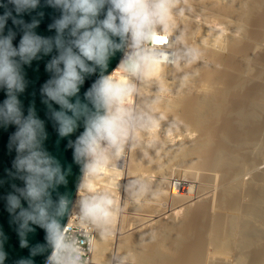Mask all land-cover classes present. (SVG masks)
I'll return each mask as SVG.
<instances>
[{"label":"clouds","instance_id":"clouds-1","mask_svg":"<svg viewBox=\"0 0 264 264\" xmlns=\"http://www.w3.org/2000/svg\"><path fill=\"white\" fill-rule=\"evenodd\" d=\"M9 3L21 14L35 10L40 0ZM47 5L60 11L49 25L55 30L54 37L37 35L36 20L24 24L15 18L13 23L24 25L19 44L13 45L15 34L11 31L0 35V88L6 90L0 104V124L16 126L10 145L16 151L13 167L23 181V187L13 186L14 192L7 195V209L18 222L22 247L27 246L25 237L35 230L33 225L44 230L46 244L37 245L32 255L51 249L45 264H83L81 242L69 237L67 225L61 220L75 213L79 226L92 230L100 239L113 235L121 208L110 191L96 190L93 182L105 169L121 167L127 152L154 148L155 139L150 133L160 124L154 105L164 89L158 87L152 98H142V89L155 82L157 69L193 63L201 53L182 44L178 34L172 35L173 18L184 11L177 7V0H47ZM10 16L11 12L0 15V33ZM161 36L171 37V43L154 44V39ZM54 49L57 54L46 65L52 75L43 84L41 94L59 137L71 136L83 124V131L68 142L82 173L75 202L67 195L53 200L52 192L67 183L66 171L43 147L47 139L44 121L33 108L24 115L18 98L27 83L22 65ZM117 52L122 58L117 68L107 73L109 61ZM98 70L99 76L84 93L86 102H82L80 88ZM117 187L120 191L123 188L124 196L132 203L158 194L142 177L129 178ZM4 260L5 253L0 250V264ZM19 264L32 261L22 260ZM109 264H129V256L113 254Z\"/></svg>","mask_w":264,"mask_h":264},{"label":"bare ground","instance_id":"bare-ground-1","mask_svg":"<svg viewBox=\"0 0 264 264\" xmlns=\"http://www.w3.org/2000/svg\"><path fill=\"white\" fill-rule=\"evenodd\" d=\"M263 5H264V0H177V7L183 8L184 11L183 14L180 15L179 19L177 20L174 19L175 31L172 33V35L174 36V34L175 35L179 34L181 36L180 42L182 44L198 49L201 55L199 59L193 63L179 65L175 68L165 66L161 69H157L154 72L155 82L158 83L157 80H159L160 81L159 85L162 84L164 85V82H166L164 81V79L166 80L167 77L170 78L172 77V79L175 81V82L173 81L174 85H180L178 87L180 88L182 87L181 89H184L182 90L183 92H179V96L176 95L177 97H175V99L174 98L169 99L170 101L168 100L167 102H165L166 100L163 99L160 100L159 98L161 102L160 101L158 102L157 106L154 108V112L160 118L159 125H163L165 127L167 126V128L168 127L177 128V131L178 129L179 131H183V130L187 131L191 129V131L195 130V133L196 131L197 132L201 131L200 132L201 135L199 136L200 138L194 140L193 142L190 141L191 139L189 140V142H184V143L180 142L179 146L170 145L171 147H169V144L168 146L166 143L164 144L165 139H162L160 141V144L158 143L159 145L157 144V146L153 150L150 149L151 151H142L139 148L131 150L130 163L128 164V168H127L128 170L127 176L129 178L130 177L134 178L135 176H137L136 174L135 176H133V172L135 171L138 174V176L140 177L142 176V178H144L145 177L143 175L144 172L146 173L148 171H151L152 173V170H155L154 173H157L156 176L158 175L159 176L156 179L153 178L155 180H149V178L147 180L150 181V183L153 185V188L158 194L148 198H150L152 201L154 199L156 203L157 202L158 203L156 204L157 206L155 209L152 206L154 210L150 211V214L145 213L144 215L142 214V216H140L139 218L137 217L139 219L138 224L135 225V223H133L134 227L133 224H131L132 227H130L129 229L128 227H126V229L128 230L127 231L125 230L124 232H127L128 234H124V232H122V234H124L125 236L124 235L121 236L120 235L121 233L119 234L121 238L119 236L120 239L118 238L119 241L116 246L117 250L115 254L126 253L129 256L130 260L146 261V262H154V263H162V264H174L177 262L172 257L173 254L177 253L175 251H180L181 247L184 246V248H186L187 245L186 250L188 251V253L191 254L195 253L194 256L193 257L191 256V259L188 257L187 258L183 257L178 260L177 264H199V262H201L200 253H204L202 242L205 243V241H203L201 238L203 233L206 232V235L208 234L207 243L211 244L210 242H213L215 243V247H218L220 245L218 248L221 249V252H222L221 246H223V249L226 248V251L227 250L231 251L232 248L227 249L226 245L229 244V246H231L233 245V242L234 244L237 243L235 242L237 236L233 237L234 234L237 235V233H240L238 234L240 236L243 233V235L241 236L245 238L246 236L244 234L249 233V237H250L251 236L250 234L252 232H254L255 234V231L257 230V228L255 227L261 226V225L257 226L256 223L258 222L255 223V220L253 222L254 224H256V226L252 224L253 222L250 221V218L251 219L260 218L256 221L262 220L261 222L263 224L264 169H262V171L259 172L254 179L252 178L251 182H249L248 184L244 183L245 184L244 187L247 184L245 189H241L243 188V181H241L242 174L247 172V168H249L248 166L251 164L249 153L247 154L245 150H248V148H252L250 146L257 143V141L260 140L263 142L262 147L264 148V135L263 137H261L262 135L261 120L264 117L263 115L264 114V15L263 14H262L263 16H261L256 22L257 27H255L254 30L255 32L252 31V29L250 28L252 33H250L251 35H249L250 37L248 40L249 42L246 40L247 43L249 44L245 42V44L248 45V51H247L248 55L245 56V60L243 62H239L240 65L234 64V63H238V62H234V60L238 59L239 55L235 56L234 53L236 51L234 52V48H233L235 45H237L238 38L240 40L244 38L246 39V33L250 32V31L248 32L246 31L249 26L248 25L246 28V23H250L249 21H251L252 17L256 15V13L260 10V8ZM195 9H198L196 11H199V9L200 11L203 10L204 12H206L205 14H207L208 17L211 16L214 17L215 19L217 18L219 20H223L226 25L228 24L229 26L232 25L231 28L234 27L232 28L233 31H235L234 29H236L237 31L236 33L240 32V35L244 34L245 37L240 38L239 35V37L236 38L235 32H233L234 34L232 35L231 34L232 32L230 31L231 33L229 34L230 36L231 35L232 36L231 37L227 36L229 38L228 39L226 38L227 39L226 40L224 39L225 31H223L224 33H221L222 32L221 30H220L221 32H219V29L217 31V29L216 28H215L216 30L213 29L211 25L208 24L203 25L204 23L203 22L202 29L200 30V32L202 33L203 42L199 41V43H194V44L190 43L191 40L188 39L191 36H192L191 38H193V35H195V33H197V31L200 29L197 26H195L196 24L194 23L193 18H191V13ZM228 29L229 28H227V30ZM156 41H161V44L165 43L166 41H168V43H171V37L161 36L159 37V39H156ZM217 44L219 48L216 50L215 46H217ZM239 45L240 42L238 43V46ZM227 51L234 52L233 55L236 58L234 56L233 57L235 59L231 58L232 53L229 52L231 53L230 56L229 54H227ZM219 53L221 55H219ZM225 54H227V57L230 56L231 60L230 59L227 60L226 56H224ZM238 54H240V52ZM225 62H227L229 65L228 67L227 65H224L227 67V70L225 71V68L223 69L221 68L222 70H219L218 69L219 65H223ZM230 62L232 64H230ZM117 66L115 67V69L117 68ZM223 70L225 72H223ZM228 71H230L231 74ZM223 73L225 75H223ZM226 73L229 74L228 75L229 77L230 75H233L231 76L232 78L231 77L224 78V76L226 77ZM196 81H198L199 83ZM193 82L198 83L199 87L202 88V90L200 89L201 90L200 92H197L198 93L197 95H191L192 93L191 94L188 93V91L193 92L191 88L196 85V83L195 85H193ZM220 84H222L221 86L222 88L219 86ZM180 88H178L177 90L181 91ZM189 89H191L192 91H190ZM162 101L165 103H163ZM173 130L175 131L176 129ZM190 134L191 133L189 132V135ZM150 135L153 137L151 133ZM258 145L260 144L258 143ZM244 148L246 149L244 150ZM252 150H254V148ZM261 157H259V159ZM180 165H186L185 167H189L192 169L194 168L206 169L207 172L209 173L206 172L205 175L203 172L202 174L205 175V177L204 176L203 177L207 181L209 179L212 180L214 178L217 179L218 176L214 173L220 172L219 176H221V178L219 177V179L217 180L219 181L218 182L219 186L217 185L219 191V193L217 194L218 196H216L217 200H215L216 197H214L215 199L213 200L207 199L208 201H206L207 204H209L208 205L209 208L207 207L208 209L210 208L212 209V206L210 205L213 204H211L210 202L216 201L214 203H217L216 205L219 206V208H217L218 212H221L218 217L216 215L217 220L215 218L214 221L215 226H213L215 228L214 229L212 228L214 230L213 233L211 229L210 230L208 229L210 233H207V231L204 232L203 220H205V216L202 215L201 213H198L200 215L195 214L194 218L192 217L193 221L190 220L192 222L189 223L188 225H187L188 222H185L186 224L185 223L181 224L182 223L181 222L180 223L181 225L178 224L176 225V223L170 221L168 222H164L163 220L159 221L162 217L161 216L160 219L157 220L159 224L157 223V226L155 225L156 227L152 226L147 230H145V227H143L146 226L148 223H152L153 221H155V218L159 217L158 213L161 212L160 208L164 209L166 207L164 205H166L167 202L161 203V201L164 198L163 196L166 195L165 194L166 192L168 195L169 202L170 201L173 202L174 199L176 200L177 198L180 199L186 198L183 194H181L183 191L185 192V194L188 192L191 193L192 195L193 187L187 185L188 183H185L186 180L182 179V178L185 179L186 176H188V175L184 176L185 171L182 172L183 171L182 170L181 173H179L180 176L177 174L179 176L178 178L173 177L174 174L173 168L175 166H180ZM147 166L148 167L150 166L152 170H150L149 167V170L147 171L148 169ZM251 166L252 165H250V169H252ZM255 167L256 165L254 166V168ZM122 169L124 170L123 167ZM122 169L121 168L105 169L102 176L99 177L98 179L103 184L108 185L113 189H118L117 186L121 184L119 182L120 178L122 175H124L123 174L124 171ZM144 169H146V171H144ZM204 169L201 170L204 171ZM140 171L142 172V174L140 173ZM93 186H95V184H93ZM164 188L167 190L164 191L163 190ZM206 189L208 190V188ZM242 190L246 191L247 194L249 195H247L246 192H244L245 194L243 193L244 196L243 194H240V192L242 193ZM211 192L208 191L209 194ZM208 193H205L204 195ZM245 195L250 199V200L248 199L249 201L246 200L247 197L245 199ZM145 205L147 207V203ZM171 205L172 207H170L171 209L169 211H172V213L174 212V210L179 209L177 208L178 205L176 206L174 202ZM173 205H175L176 207L175 206L173 207ZM181 206L183 205H180L178 207ZM220 208L222 209L221 211H219ZM158 209H160V211ZM153 213H155L156 215H153ZM235 214L236 215L239 214V216L238 217L233 216ZM240 214H242L243 216ZM244 216L245 219L248 217L246 220L248 219L249 220L248 221L243 220ZM187 220H189V218H187ZM260 229L262 230V227H260ZM260 229L258 228V231ZM261 230L260 232L264 231ZM258 231L256 232L257 235H258ZM260 234H263V232ZM260 234L258 235V237L261 236ZM204 235L205 234H203V236ZM239 236H238V240L240 241L241 238L239 239ZM251 237L248 238L249 239L248 241L252 239ZM255 238H253V241H256L254 240ZM203 239L205 238L203 237ZM242 241L243 239L240 241L241 244ZM244 241L248 242L246 239H244ZM244 241L243 243H246ZM251 243H253L252 240ZM112 244H111V236L107 239H100L98 236H96L93 256H92V264H103V263L108 264L109 258L112 256V253L114 252L112 248ZM241 244L240 245L238 244V246L241 247ZM224 246L226 247L224 248ZM233 246L235 249L237 244ZM246 246L249 247V244H247ZM245 248L246 247L244 245L243 249L242 248L241 249L245 251L247 250ZM260 248H262L261 249L262 251L260 252H262L263 254L261 253L260 256L259 254H257V256H259V258H262L261 256H263L264 258V247H260ZM181 251L180 254L183 253ZM250 251L247 252L250 253ZM184 255L186 256V254ZM179 256L181 257V255ZM243 260L240 259L239 262L242 264L245 261ZM262 264H264V261L262 262Z\"/></svg>","mask_w":264,"mask_h":264},{"label":"rangeland","instance_id":"rangeland-1","mask_svg":"<svg viewBox=\"0 0 264 264\" xmlns=\"http://www.w3.org/2000/svg\"><path fill=\"white\" fill-rule=\"evenodd\" d=\"M196 10H198V9H195L192 13H191V18H193V20H194V23L196 24L195 26H197L198 28H200L198 31H197V33H195V35H193V38H189L188 40H191L190 41V43H199V41L200 42H203L202 41V33L200 32V30L202 29V26L203 25H206V24H208V25H211L212 27H213V29H217V31H218V29H219V32H221V33H224L223 31H225V35H226V33H227V35L225 36L224 35V39H228L229 37H231L234 33L233 32H235V37L237 38V37H239V35H240V32H238V33H236L237 31H236V29H234L235 31H233V29L232 28H234V27H232L231 28V26L232 25H230L229 26V24L228 25H226L225 24V22L223 21V20H219V19H215L214 17H208L207 16V14H205L206 12H204L203 10L202 11H200V9H199V11H196ZM259 12V13H258ZM257 13H256V15H254L253 17H252V19H251V21H249L250 23H246V28H247V26H248V28H249V30H248V28H247V32L248 31H250V32H248V33H246V39L244 38V39H242V40H240L239 38H238V43L240 42V45L238 46V43H237V45H235L233 48H234V52L236 51L237 52V54H236V52L234 53V52H232V51H229V52H231V53H229L228 51H227V54H231L232 55V57L231 58H233V59H235L236 57L235 56H238L237 58L238 59H235L234 60V62H238V63H234L233 61V63L234 64H239V62H243L244 60H245V56H247L248 55V45H246L245 44V42L247 43V41L249 40V35H251L250 33H252V31H254L255 30V27H257L256 26V22H257V20L261 17V16H263L264 15V5L260 8V10L258 11ZM263 14V15H262ZM205 16V17H204ZM257 18H256V17ZM178 17V18H177ZM180 18V15H178V16H174V18L173 19H175V20H177V19H179ZM207 18V19H206ZM208 18H210V19H208ZM215 20V21H214ZM218 20V21H217ZM252 20H253V22H252ZM204 22V23H203ZM206 22V23H205ZM181 23H182V21H181ZM202 23H203V25H202ZM253 24V25H252ZM228 26V27H227ZM224 28H225V30H224ZM227 28H229L228 30H227ZM245 28V29H246ZM252 29V31H251V29ZM215 29V30H216ZM221 30V31H220ZM229 31V32H228ZM232 33H231V32ZM199 32V33H198ZM255 32V31H254ZM229 33H231L232 35L230 36V34ZM179 35V34H178ZM236 35H238V36H236ZM242 35H244V34H242ZM242 35H240V38L242 37H245V35L244 36H242ZM174 36H175V34H174ZM180 36V35H179ZM227 36H229V37H227ZM181 37V36H180ZM248 38V39H247ZM226 39V40H227ZM181 40V39H180ZM245 40V41H244ZM247 40V41H246ZM249 42V41H248ZM242 43H243V45H242ZM247 44H249V43H247ZM216 48V50L219 48L218 47V44H217V46H215ZM245 47H247V48H245ZM240 48V49H239ZM228 49H230V48H228ZM227 49V50H228ZM238 49H239V51H238ZM244 50V51H243ZM220 51V50H219ZM240 52V54H238ZM247 52V53H246ZM221 53V52H220ZM219 53V55H221ZM233 53L235 54V56L233 55ZM227 54H225L224 56H226V59L228 60V59H230V56H228L227 57ZM235 58H234V57ZM241 56V57H240ZM244 56V57H243ZM231 60V59H230ZM229 60V61H230ZM238 60V61H237ZM240 60V61H239ZM242 60V61H241ZM229 61H228V63H229ZM259 62V61H258ZM228 63L227 62H225L223 65H219V67H218V69L219 70H222L223 68H225V71L227 70V67L229 66L228 65ZM260 63V62H259ZM230 64H232L231 62H230ZM185 65V64H184ZM224 65H227V67L226 66H224ZM240 65V64H239ZM222 68V69H221ZM224 70H223V72H225ZM221 72V71H220ZM228 72H230V71H228ZM227 72V73H228ZM226 73V77L224 76V78H227V77H229L228 75L229 74H227ZM230 74H231V72H230ZM223 75H225L224 73H223ZM231 76H233V75H230V77ZM229 77V78H230ZM232 78V77H231ZM157 80V79H156ZM158 81V83L157 82H154L153 84H151V85H149V86H147V87H144L143 89H142V92H141V97H145V98H152V97H154V96H156L157 95V88L160 86V87H162L163 89H164V91H162V92H159L158 93V95H159V98H160V100H166L165 102H167L169 99H175V97H177V96H179V92H183L182 90H184V89H181L180 87H178V86H180V85H174V80L172 79V77L170 78V77H167L166 78V80L164 79V81H166V82H164L163 80V82H164V85H165V87H164V85L162 84V83H160V84H162V85H159V80H157ZM161 81V82H162ZM174 81V82H173ZM196 82H198V81H196ZM195 82V83H196ZM157 83V84H156ZM195 83L193 82V85H195ZM199 83V82H198ZM198 83H196V88H195V86H193L191 89L193 90V92H189L188 91V93H192L191 95H197L198 93L197 92H200L201 90H202V88H200L199 87V84ZM176 84V83H175ZM157 85V86H156ZM168 85V86H167ZM174 85V86H173ZM182 86V85H181ZM220 87L222 86V84H220L219 85ZM180 88L181 89V91L179 90H177L178 88ZM197 87H198V90H197ZM185 88V87H184ZM222 88V87H221ZM191 89H189L190 91H192ZM201 89V90H200ZM156 92V93H155ZM156 94V95H155ZM177 95V96H176ZM148 96V97H147ZM162 97V98H161ZM159 100V101H160ZM158 101V102H159ZM170 101V100H169ZM135 102V101H134ZM161 102V101H160ZM163 102V101H162ZM165 102H163V103H165ZM157 104L158 103H156L155 105H154V108L157 106ZM165 110V109H164ZM264 115V114H263ZM264 119V117L262 118V120H261V137H263V135H264V122H262V121H264L263 120ZM262 123H263V125H262ZM163 128V129H162ZM172 127H168L167 128V126L165 127V126H163V125H159V127H157L156 129H153L152 130V132H151V134L153 135V138L154 139H156L155 140V146H154V148L157 146V144L159 143L160 144V141L162 140V139H165L164 141V144L166 143L167 144V146H168V144H169V147H171L170 145H172V146H179L180 145V142L181 143H184V142H189V140L191 141V142H193L194 140H196V139H198V138H200L199 136L201 135V131H199V132H197L196 131V133H195V130H193V131H191V129H189V130H183V131H179V129H178V131H177V128H172ZM169 129H171V130H169ZM173 129H176L175 131L173 130ZM157 130V131H156ZM170 131V132H169ZM154 132V133H153ZM189 132L191 133L190 135H189ZM193 134V135H192ZM157 135V136H156ZM185 135V136H184ZM189 135V136H188ZM178 136V137H177ZM184 136V137H183ZM186 136H188V137H186ZM161 139H160V138ZM164 137V138H163ZM191 137V138H190ZM158 139H160V140H158ZM186 141H185V140ZM158 140V141H157ZM168 140V141H167ZM184 140V141H183ZM261 142V143H260ZM258 143L261 145H258ZM158 144V145H159ZM257 145V146H256ZM263 146V142L260 140V141H257V143H255V144H253V145H251L250 147H252V148H248V150H245L246 148H244V150L246 151V153L248 154L249 153V158L251 159V164L250 165H252L251 166V168L254 170H252V169H250V165L248 166L249 168H247V172H245L244 174H242V177H241V181H243V188H241V189H245L246 188V186H247V184L249 183V182H251L252 181V178L254 179L257 175H258V173L259 172H261L262 171V169H264V148L262 147ZM154 148H152L151 150H153ZM254 148V150H252ZM256 149V150H255ZM258 149H260V150H258ZM151 150H148V151H151ZM243 150V151H244ZM262 150V151H261ZM244 151V152H245ZM130 152L131 151H129V152H127L126 153V155H125V159L123 160V162H122V166L121 167H117V168H121L122 169V167L124 168V172H123V174L124 175H122L121 176V178H120V183H121V185L123 186V184L124 183H126V180L129 178L127 175H128V170H127V168H128V164L130 163ZM251 152V153H250ZM252 153H253V155H252ZM260 154H261V156H260ZM251 156V157H250ZM127 157V158H126ZM253 157V158H252ZM259 157H261L260 159H259ZM256 158V159H255ZM128 160V161H127ZM257 161V162H256ZM253 162V163H252ZM261 162V163H260ZM259 163V164H258ZM124 164H125V166H124ZM254 164V165H253ZM256 165V167L254 168V166ZM259 165V166H258ZM186 165H180V166H175L174 168H173V170H174V174H173V171H172V174H173V177H176V178H178L179 176H180V174L179 173H181V171L182 172H184L185 174H184V176H186V175H188V176H186V178L184 179V178H182L183 180H186L185 181V183H188L187 185H190L191 187H193V191H192V195H191V193H188V195H187V193L185 194V192L183 191H181L182 193L181 194H183L186 198H177L176 200L174 199V204H176V206L178 205V206H180V205H183V206H181V207H178L177 206V208H179V209H176V210H174V212L172 213V211H169L171 208L170 207H172V201H170L169 202V200H168V195H167V192L164 194L165 196H163L164 198H165V200H164V198H163V200L161 201V203H166V205H164V206H166L164 209H162V208H160L161 209V212H159V213H162V214H159L158 213V215H159V217H157V218H155V221H153L152 223H148L146 226L148 227H146V226H143V227H145V230H147V229H149V228H151L152 226L153 227H156L157 226V223L159 224V222H157V220H159L160 219V217H161V219L159 220V221H164V222H168V221H170V222H173V223H176V225L178 224V225H181V224H183V223H185V222H188L187 223V225L189 224V223H191L193 220V218H194V216H195V214H197V215H200V214H198V213H201L202 215H204L205 216V220H203V223H204V226H203V228H204V232L205 231H207V233H210L209 232V230L211 229V231H212V233H213V229L215 228V227H213V226H215V224H214V221H215V218H216V215H217V217L219 216V214L221 213V212H218V209L217 208H219V206H217L216 204L217 203H214V202H216V201H211L210 203L211 204H213V205H210V206H212V209L210 208V209H208L209 208V204H207V202L206 201H208L207 199H210V200H213V199H215L214 197H216V196H218L217 194L219 193V191H218V182L219 181H217L218 179H219V177L221 178V176H219V174H220V172H215L214 174H216L218 177H217V179H209L208 181L207 180H205V175H206V172H207V170L206 169H204V168H201V169H204V171L203 170H201V169H199V168H194V169H192V168H189V167H185ZM148 167V166H147ZM147 167H146V169H147ZM150 167V166H149ZM149 167H148V169H147V171L149 170ZM184 167V168H183ZM146 169H144V171H146ZM256 169V170H255ZM150 170H152L151 169V167H150ZM206 170V171H205ZM154 171L155 170H152V173H151V171H148V172H144L143 173V175L145 176L144 177V179L145 180H147L148 178H149V180H155L158 176H156V174L157 173H154ZM177 173H176V172ZM179 171V172H178ZM187 171V172H186ZM204 172V174H202ZM250 172V173H249ZM140 173L142 174V172L140 171ZM151 173V174H150ZM176 173V174H175ZM198 173V174H197ZM207 173H209V172H207ZM218 173V174H217ZM135 174L138 176V174L134 171L133 172V176H135ZM140 174V175H141ZM179 176H178V175ZM175 175V176H174ZM177 175V176H176ZM183 175V174H182ZM137 176H135V177H137ZM204 176V177H203ZM253 176V177H252ZM138 177H140V176H138ZM142 177V176H141ZM152 177V178H151ZM130 178H132V177H130ZM153 178H155V179H153ZM243 179H246V180H243ZM149 180H147V181H149ZM249 180V181H248ZM248 181V182H247ZM150 182V181H149ZM204 182V183H203ZM213 182V183H212ZM244 183H247L246 184V186L244 187ZM209 185V186H208ZM218 185V186H217ZM211 186V187H210ZM200 189V191H199V189ZM206 188H208V190L206 189ZM119 189V188H118ZM118 189H114V191L112 192V194H113V196H114V198L116 199V202H117V204H118V206L121 208V211H120V213L118 214V216H117V218H116V220H115V223H114V225H113V235L111 236V244H112V248H113V253H112V255L113 254H115L116 253V246H117V244H118V238H119V236L121 235V236H123L124 234H128L127 232H124L125 230L127 231L130 227H132V225L131 224H133V223H135V225L136 224H138V222H139V217L140 216H142V214L144 215L145 213L146 214H150V211H152V210H154L155 208H156V204L158 203H156V201L153 199V201L150 199V198H145L143 201H140V202H137V203H132V202H130L125 196H124V193H123V188H121V191L120 190H118ZM212 189V190H211ZM116 190V191H115ZM164 191L165 190H167V189H163ZM202 190H204V191H202ZM207 190V191H206ZM208 191H212L210 194L208 193ZM244 192H246V191H244V190H242V193L240 192V194H243ZM205 193H208V194H206V195H204ZM216 194V195H215ZM245 194V193H244ZM244 194H243V196H244ZM246 194H247V192H246ZM201 195V196H200ZM205 197H204V196ZM247 195H249V194H247ZM210 198H209V197ZM246 195H245V199H246ZM186 199V200H185ZM188 199V200H187ZM249 198L247 197V199L246 200H248ZM180 200V201H179ZM183 200V201H182ZM192 200V201H191ZM202 200V201H201ZM215 200H217V197H216V199ZM250 200V199H249ZM248 200V201H249ZM189 203H188V202ZM148 202H149V204H148ZM172 202V203H171ZM178 204H177V203ZM203 202V203H202ZM147 203V207H146V204ZM153 205H152V204ZM155 204V205H154ZM189 204V205H188ZM206 204H207V206H206ZM141 207H139V206ZM217 207H216V206ZM135 206V207H134ZM154 207V209H153V207ZM175 205H173V207H174ZM175 206V207H176ZM213 206H214V208H213ZM131 207V208H130ZM208 207V208H207ZM147 208H149V209H147ZM158 208V207H157ZM168 208V209H167ZM145 209H146V211H145ZM160 209H158L159 211H160ZM167 209V210H166ZM189 209H190V211H189ZM205 209V210H204ZM165 210V211H164ZM180 210V211H179ZM199 210V211H198ZM208 212H207V211ZM222 209L220 208L219 209V211H221ZM169 211V212H168ZM158 212V211H157ZM179 212V213H178ZM190 212V213H189ZM192 212V213H191ZM195 212V213H194ZM170 213V214H169ZM216 213V214H215ZM171 214H173V215H171ZM188 214V215H187ZM153 215H156L155 213H153ZM157 215V216H158ZM175 215V216H174ZM192 215V216H191ZM206 215H207V217H206ZM209 215V216H208ZM240 215H242V214H240ZM204 216H203V219H204ZM222 216V215H221ZM233 216H235V217H238L239 216V214L238 215H233ZM243 216V215H242ZM129 217H132V218H129ZM138 217V218H137ZM190 217H191V219H190ZM193 217V218H192ZM187 218H189V220H187ZM214 218V219H213ZM221 218V217H220ZM248 218V217H247ZM246 218V219H247ZM165 219V220H164ZM245 219V216H244V218H243V220H246ZM253 219V218H252ZM251 218H250V221H254L255 220V223L256 222H258V223H256L257 224V226L258 225H261L260 227H262V230H264L263 228H264V222H263V224H262V220L259 222V221H256V220H258V219H260V218H257V219H253L252 220ZM184 220V221H183ZM190 220H192V221H190ZM213 222H212V221ZM216 220H217V218H216ZM249 220V219H248ZM248 220H246V221H248ZM137 223H136V222ZM205 221V222H204ZM209 221V222H208ZM249 221V222H250ZM128 222V223H127ZM182 222V223H181ZM212 222V223H211ZM154 223V224H153ZM181 223V224H180ZM206 223V224H205ZM123 224V225H122ZM150 224H153V225H150ZM186 224V223H185ZM214 224V225H213ZM252 224H254V222L252 223ZM256 224H254L255 226H256ZM122 225V226H121ZM125 225V226H124ZM156 225V226H155ZM229 225V224H228ZM212 226V227H211ZM126 227H128V229H126ZM133 227H134V224H133ZM260 227H255V228H257V230L255 231V234H254V232H252L250 235L252 236H250L252 239H250V241H248L249 239L248 238H250L249 237V233L247 234H244L246 237H247V235H248V237L246 238H243V236H241V235H243V233L239 236L238 234H240V233H237V235L236 234H234L233 235V237H235V236H237V238L235 239V242H237V243H235L234 244V242H233V240H232V242H233V245H236L237 244V246L235 247V249H234V246L233 245H231V246H229V244L228 245H226L227 246V249L229 248V249H231L232 248V250L231 251H226V246H224V248L225 249H223V246H221V248H222V252H221V249H219L218 247L220 246H218V247H215V243H213V242H210L211 244H209V243H207L208 242V238H207V236H208V234L206 235V232L205 233H203V234H205L204 236H203V234H202V240L203 241H205V243L204 242H202L203 243V252L204 253H200L201 254V262H199V264H241L240 262H239V260L241 259V260H243L244 261V263H242V264H262V262L264 261L263 259V256H261L262 258H259V256H260V254L262 253V252H260V251H262L261 249L262 248H260V247H264V231H262L261 229H260ZM213 228V229H212ZM258 228L263 232V234H260V233H262V232H260V230L258 231ZM122 229V230H121ZM209 229V230H208ZM144 230V229H143ZM258 231V235L260 234L261 236L260 237H258V235L256 234V232ZM122 232H124V234H122ZM143 232H145V231H143ZM260 232V233H259ZM121 233V234H120ZM115 234V235H114ZM120 234V235H119ZM254 235H256V236H254ZM121 236H120V238H121ZM125 236V235H124ZM238 236H239V239L241 238V240L243 239V241H244V239H246L248 242H246V241H244V242H246V243H243V241H242V244H241V240L239 241L238 240ZM203 237L205 238V239H203ZM233 237H232V239H233ZM257 239H256V238ZM119 238V239H120ZM207 238V239H206ZM253 238H255L254 240H256V241H253ZM238 240V241H237ZM251 240H252V242L253 243H251ZM239 242V243H238ZM254 242H256V243H254ZM212 243H213V245H212ZM221 243H222V241H221ZM220 243V244H221ZM231 244V243H230ZM238 244L240 245L241 244V247H239L238 246ZM247 244H249V247L250 246H252V247H248V246H246ZM256 244V245H255ZM244 245H245V249H247V250H245V251H243L242 249H243V247H244ZM209 246V247H208ZM243 246V247H242ZM238 247V248H237ZM248 247V248H247ZM256 247V248H255ZM242 248V249H241ZM259 248H260V250H259ZM187 249V245H186V248H184V246L183 247H181L180 248V251L181 252H183L184 254H186V256L182 253V254H180V251H175V252H177V253H175V252H173V253H175V254H173V259L174 260H176L177 262L176 263H174V264H177L178 263V260L179 259H181V258H190L191 259V256L193 257L194 256V254L195 253H193V254H191V253H188V251L186 250ZM214 249V250H213ZM219 249V250H218ZM239 249V250H238ZM248 249H250V250H248ZM258 249V250H257ZM217 250V251H216ZM186 253H185V252ZM240 251V252H239ZM247 251H250V253L249 252H247ZM254 251H255V254H254ZM258 251V252H257ZM243 252V253H242ZM246 252V253H245ZM260 252V253H259ZM188 253V254H187ZM220 253V254H219ZM252 253H253V255H252ZM222 254V255H221ZM257 254H259V256H257ZM263 254V253H262ZM179 255H181V257L179 256ZM246 257V258H245ZM258 257V258H257ZM243 258V259H242ZM203 259V260H202ZM239 259V260H238ZM255 259H257V260H255ZM262 262H261V261ZM224 261V262H223ZM243 261H241V262H243ZM247 261V262H246ZM259 263H258V262ZM222 262V263H221ZM252 262V263H251ZM162 264V263H154V262H146V261H137V260H130L129 259V264ZM103 264H106V263H103ZM109 264V263H108Z\"/></svg>","mask_w":264,"mask_h":264},{"label":"water","instance_id":"water-1","mask_svg":"<svg viewBox=\"0 0 264 264\" xmlns=\"http://www.w3.org/2000/svg\"><path fill=\"white\" fill-rule=\"evenodd\" d=\"M5 12H11V16L6 22L5 28L0 35H8L11 31L15 34L13 45L19 44L20 38L23 35L24 25L13 23V18L22 20L24 24H30L33 20L38 21V26L34 29L37 35L42 37H54L55 30H50L49 25L60 16L58 9L47 5V0H40L39 6L35 10L17 14L14 6L9 3V0H0V15ZM42 13V15H41ZM57 54L54 49L49 55L41 54L38 59H35L31 64L22 65V72L26 80V88L23 93L18 94L21 102L24 115L28 114L29 108H33L39 119L44 121L47 132V139L44 141L43 147L45 150L59 161L62 168L66 171L65 185H60L52 192L53 200L59 195H67L68 198L75 202L77 197V187L81 181L82 173L81 166L73 159V151L68 146L69 140H75L76 137L83 131V124L69 137H59L55 122L50 118L48 106L43 102L41 88L43 84L50 79L51 73L46 70V65L52 56ZM122 58V53L117 52L109 61L107 73H111L118 65ZM105 73V74H107ZM99 70L95 75L85 79L84 84L80 88L79 98L84 101V93L91 84L98 78ZM6 98V90L0 88V104ZM75 98H73L74 100ZM52 107L59 110V106L53 104ZM16 131L15 125L0 124V250L5 253L4 264H19L22 260H31L32 264H45L47 256L51 249H46L43 253L32 255V250L37 245H45V232L42 228L33 225L35 229L26 234L27 246H21V236L18 232V222L7 209L6 197L9 193L14 192V187H23V181L17 177L16 170L13 167V161L16 157L14 146L10 145V137ZM24 207L27 203L22 200ZM69 217L65 216L61 223L66 225Z\"/></svg>","mask_w":264,"mask_h":264},{"label":"built area","instance_id":"built-area-1","mask_svg":"<svg viewBox=\"0 0 264 264\" xmlns=\"http://www.w3.org/2000/svg\"><path fill=\"white\" fill-rule=\"evenodd\" d=\"M153 43L159 44L160 46H164L165 44L168 43V41L161 44V41H156V39H154ZM116 75L119 76V74ZM93 184H95L94 188L96 190H107L110 191L111 193L114 191L113 188L103 184L99 179L94 181ZM66 225H67L66 231L68 232L69 237L74 236L78 241L81 242L79 243V247L83 249V251L81 252L83 264H92L94 243L97 236L96 233L88 229L87 227L79 226L75 213H73V215L69 218V221Z\"/></svg>","mask_w":264,"mask_h":264}]
</instances>
